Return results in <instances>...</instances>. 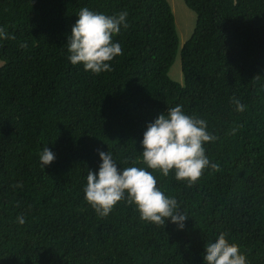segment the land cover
<instances>
[{
  "label": "trees",
  "instance_id": "16d2710c",
  "mask_svg": "<svg viewBox=\"0 0 264 264\" xmlns=\"http://www.w3.org/2000/svg\"><path fill=\"white\" fill-rule=\"evenodd\" d=\"M183 1L196 22L180 46L167 0H0L14 36L0 40V264H207L205 241L220 232L264 264V0ZM83 7L128 11L111 71L67 59ZM177 55L182 84L168 75ZM177 104L206 120L216 135L206 154L220 162L191 185L148 169L188 217L184 229L141 220L124 200L99 216L83 192L96 150L147 167L146 123ZM44 146L56 158L42 168Z\"/></svg>",
  "mask_w": 264,
  "mask_h": 264
},
{
  "label": "clouds",
  "instance_id": "9594fccd",
  "mask_svg": "<svg viewBox=\"0 0 264 264\" xmlns=\"http://www.w3.org/2000/svg\"><path fill=\"white\" fill-rule=\"evenodd\" d=\"M76 16L65 43L67 59L73 65L82 64L85 71L90 70L93 74L111 71L110 62L122 54L121 44L113 40V36L122 27H128V11L106 15L83 7ZM3 39H14V36L0 26V40ZM234 99L237 107H246L242 99ZM214 139L216 135L207 130L206 120L186 114L180 104L168 107L166 112L146 123L140 140L142 150L139 152L147 167H137L135 163L121 167L109 150L98 148L100 163L97 170L87 172L84 199L101 217L107 216L118 202L124 200L135 205L141 220L156 225H165L167 221L177 230H183L188 217L175 197L165 195L157 187L156 177L148 169L159 170L164 176L171 171L177 181L191 185L210 163L214 167L220 166L218 160L210 159L204 147ZM55 158V153L47 146L39 152L42 168ZM17 222L23 224L24 217L18 215ZM202 255L207 264H248L240 246L230 242L225 232L206 240Z\"/></svg>",
  "mask_w": 264,
  "mask_h": 264
},
{
  "label": "rangeland",
  "instance_id": "374dc122",
  "mask_svg": "<svg viewBox=\"0 0 264 264\" xmlns=\"http://www.w3.org/2000/svg\"><path fill=\"white\" fill-rule=\"evenodd\" d=\"M173 11L176 31L179 37V45L182 46L191 36L195 27L196 15L189 9L183 0H167ZM3 63L0 61V67ZM169 77L174 82L183 83L181 74L180 57L177 55L173 65L169 70Z\"/></svg>",
  "mask_w": 264,
  "mask_h": 264
}]
</instances>
